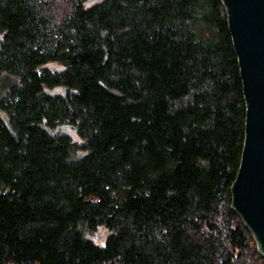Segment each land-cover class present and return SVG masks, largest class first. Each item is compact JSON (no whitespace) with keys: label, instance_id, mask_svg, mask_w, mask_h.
Wrapping results in <instances>:
<instances>
[{"label":"trees","instance_id":"trees-1","mask_svg":"<svg viewBox=\"0 0 264 264\" xmlns=\"http://www.w3.org/2000/svg\"><path fill=\"white\" fill-rule=\"evenodd\" d=\"M245 115L222 0H0V264H264Z\"/></svg>","mask_w":264,"mask_h":264},{"label":"water","instance_id":"water-1","mask_svg":"<svg viewBox=\"0 0 264 264\" xmlns=\"http://www.w3.org/2000/svg\"><path fill=\"white\" fill-rule=\"evenodd\" d=\"M238 58L246 104L240 166L232 209L264 257V0H222Z\"/></svg>","mask_w":264,"mask_h":264},{"label":"rangeland","instance_id":"rangeland-1","mask_svg":"<svg viewBox=\"0 0 264 264\" xmlns=\"http://www.w3.org/2000/svg\"><path fill=\"white\" fill-rule=\"evenodd\" d=\"M105 235H106L105 231L101 230L98 232L96 238H98L99 240H102Z\"/></svg>","mask_w":264,"mask_h":264}]
</instances>
